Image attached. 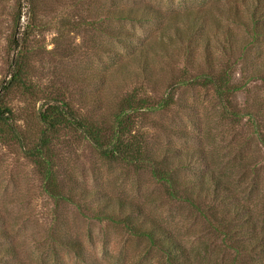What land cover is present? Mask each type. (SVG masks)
Wrapping results in <instances>:
<instances>
[{"label":"rangeland","instance_id":"374dc122","mask_svg":"<svg viewBox=\"0 0 264 264\" xmlns=\"http://www.w3.org/2000/svg\"><path fill=\"white\" fill-rule=\"evenodd\" d=\"M227 4L0 0V94L11 78L20 43L27 87L11 88L5 104L28 142L33 144L40 134L38 111L47 100H65L76 113L111 128L116 113L134 96L144 104L133 114L132 133L149 155L168 160L170 168L187 162L177 171L179 178L214 171L226 182L231 204L246 208L224 216V204L216 203L213 195L197 203L173 197L149 163L136 166L104 156L70 129L53 145L61 194L54 196L24 144L10 133L0 137V229L8 234L0 237V264H167L147 238L100 216L109 199L118 217L142 209L149 219H158L193 249L197 264H243L252 258L264 263L263 253H241L232 247L264 238V36L254 43L247 28L225 19L220 10ZM129 8L142 18L154 16L152 9L161 17L110 18L112 10ZM185 11L207 19L211 67L216 72L227 68L235 87L228 101H222L214 86L198 82L210 72V64L203 40L194 49L188 46ZM108 28L134 35L115 38ZM144 61L149 62V73L141 67ZM230 229L234 231L226 237L224 230ZM61 237L81 241L83 258L62 246ZM9 245L16 248L15 255L4 250Z\"/></svg>","mask_w":264,"mask_h":264},{"label":"trees","instance_id":"16d2710c","mask_svg":"<svg viewBox=\"0 0 264 264\" xmlns=\"http://www.w3.org/2000/svg\"><path fill=\"white\" fill-rule=\"evenodd\" d=\"M152 10L155 13L154 16L147 15L146 18H142L132 8L116 9L111 11L112 15L110 18L159 21L161 17L160 12L158 10ZM220 11L228 21L247 28L254 43H260L261 38L264 36V0H228L227 7L222 8ZM182 15L190 26V32L187 35L188 46L192 48L193 45H198L200 39L203 40L205 57L210 64V72L202 77H198L197 79L201 78L198 82L200 83L201 81L204 85L214 86L222 101L230 100V92L235 87L231 84L229 70L225 68L222 71L216 72L213 70L214 66L211 67L213 53L210 50V36L208 35L206 27L207 19L201 13L194 15L189 11H185ZM216 21L218 27H220L221 20L218 19ZM227 32L228 36L232 39L233 30L228 28ZM107 33L109 36L124 39H130L134 35L131 32H123L115 28H108ZM178 35H181V33L178 32ZM178 38L179 40H184L183 34L178 36ZM16 48H19V50L16 61L14 62V70L10 80L2 87V94H0V137L7 138L12 133L13 138H17L24 144L22 146L25 147L26 155L36 163L39 172L44 178L46 188L52 195H61L59 193V185L55 171V150L53 145L60 137L61 132L70 129L84 136L104 156L119 159L136 166H145L149 163L153 175L167 186L170 195L173 197H178L191 203H197L213 195L216 203L224 204V216L232 215L233 213L236 216L246 211V208H238L239 203H236L235 206L231 204L234 199L231 197L232 194L228 190L226 182L214 171L208 175L197 174L194 178H179L177 171L180 168L183 169L186 167L188 165L187 162L183 164L181 162L178 166L176 165L170 168L168 160L163 159L158 161L149 155L148 151L145 150L146 146L139 141L136 134L132 133L134 123L133 114L136 110L142 109V105L144 104L143 100H136L134 96L128 97L125 102L128 105L126 107L123 106L116 113L115 122L111 128L100 127L87 116L76 113L70 103L65 100L60 103L47 100L38 111L39 120L42 124L40 134L33 144L28 142V136L20 133L13 124V111L5 104V98L11 88L20 85H23L25 88L27 87V82L23 78L25 75L23 48L20 43L17 44ZM141 67L144 72H150L149 62L144 61ZM163 101L167 102V98H164ZM236 114H238L237 111L234 112V115ZM199 154L202 159V164L206 165L207 160L204 152L199 150ZM175 167L178 169L175 170ZM123 204V202L120 203L122 209ZM104 207L105 210L100 213V216L122 222L130 228L134 235L147 238L150 246L156 249L166 259L167 264H197L192 257L193 249L188 248L184 242L158 219H149L143 213L142 209L137 210L138 213L136 215L125 214L123 211V216L118 217L112 210L113 205L111 199L105 202ZM250 218L247 219L250 220ZM233 231L231 229L224 230L225 236L231 235ZM7 235L4 229H0V237L3 236L6 238ZM231 238H234V236ZM59 242L62 246L74 250L79 257L83 258L85 250L81 241L70 237H61ZM232 247L241 253L264 254V238L256 237L249 242H236L232 244ZM4 250L14 251V255L17 251L12 245L7 246ZM4 255L10 256L12 252H8V254L6 252ZM262 263H256L255 259L252 258V262H244L243 264Z\"/></svg>","mask_w":264,"mask_h":264}]
</instances>
